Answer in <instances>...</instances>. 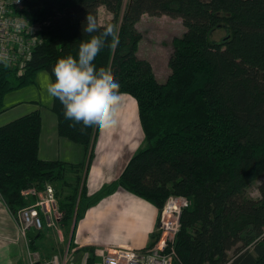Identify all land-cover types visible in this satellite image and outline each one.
<instances>
[{
	"label": "trees",
	"instance_id": "trees-1",
	"mask_svg": "<svg viewBox=\"0 0 264 264\" xmlns=\"http://www.w3.org/2000/svg\"><path fill=\"white\" fill-rule=\"evenodd\" d=\"M24 0L30 20L40 25L41 43L22 72L0 63V114L8 93L37 83L59 58L77 56L85 18L101 30L118 27L120 43L101 50L94 63L110 67L122 93L132 95L144 131L143 146L119 177L89 193L87 176L98 128L73 126L53 100L59 135L79 143L77 163L39 155V109L0 126V194L17 218L35 201L29 189L52 185L70 231L86 211L119 188L162 210L170 196L187 205L181 214L173 264H264V0ZM113 15L99 21V8ZM123 11V12H122ZM144 14L181 18L174 37L170 74L159 81L151 63L138 56ZM223 29L226 36L214 38ZM54 80V77H53ZM260 197L248 195L256 180ZM45 229L28 233L38 251ZM159 236L154 232L151 243ZM48 259V258H47Z\"/></svg>",
	"mask_w": 264,
	"mask_h": 264
},
{
	"label": "crops",
	"instance_id": "crops-1",
	"mask_svg": "<svg viewBox=\"0 0 264 264\" xmlns=\"http://www.w3.org/2000/svg\"><path fill=\"white\" fill-rule=\"evenodd\" d=\"M10 93L5 97V110L0 114V126L12 121L2 120L6 110L21 106L27 101L40 105L46 102L45 106L50 115V125L47 127L44 125L41 110L36 108L42 116L40 157L72 163L85 158L81 144L59 135L57 116L52 111L53 100H49L46 93L42 97L39 95L27 101H13L14 103L6 107ZM28 110L31 109L25 111ZM144 138L137 101L132 95L124 94L117 127L97 132L94 157L87 176L89 193L97 192L104 184L117 179L131 157L143 146ZM159 215L160 210L156 205L124 188H119L89 208L76 225L72 224L68 243L59 252L64 253L69 248L72 251V262L82 264L86 255L90 261L94 260L98 248L104 246L121 245L144 249L149 246L151 236L157 230ZM62 238L60 237L61 241ZM34 254L40 252H31L17 218L0 194V264H33Z\"/></svg>",
	"mask_w": 264,
	"mask_h": 264
},
{
	"label": "built area",
	"instance_id": "built-area-1",
	"mask_svg": "<svg viewBox=\"0 0 264 264\" xmlns=\"http://www.w3.org/2000/svg\"><path fill=\"white\" fill-rule=\"evenodd\" d=\"M24 0H0V53L10 58L9 66L17 67L22 72L31 59L34 49L41 43L37 33L40 25L30 20L23 12ZM24 194H33L35 201L18 212L21 230L26 236L31 230H42L47 224H54L61 219L55 188L52 185L43 190L29 189ZM187 200L181 196H170L160 210L157 239L144 249L121 245H111L98 248L94 260L89 256L82 264H173L177 258L176 237L181 227V214L187 205ZM33 264H74L72 251L58 252L48 259H42L40 254H34Z\"/></svg>",
	"mask_w": 264,
	"mask_h": 264
},
{
	"label": "clouds",
	"instance_id": "clouds-1",
	"mask_svg": "<svg viewBox=\"0 0 264 264\" xmlns=\"http://www.w3.org/2000/svg\"><path fill=\"white\" fill-rule=\"evenodd\" d=\"M83 31L89 39L81 41L77 56L59 58L51 75L39 73L40 87L49 100L63 105L64 117L73 121V126L80 124L84 129L98 128L101 132L113 130L119 123L124 94L111 68H97L94 61L106 46L113 51L118 47L119 30L112 23L101 30L96 18L88 14ZM9 61L7 54L0 53V63L7 67Z\"/></svg>",
	"mask_w": 264,
	"mask_h": 264
},
{
	"label": "rangeland",
	"instance_id": "rangeland-1",
	"mask_svg": "<svg viewBox=\"0 0 264 264\" xmlns=\"http://www.w3.org/2000/svg\"><path fill=\"white\" fill-rule=\"evenodd\" d=\"M128 0H124L123 4V11L126 7ZM122 11V12H123ZM113 17L112 13L105 7L101 6L99 8V21L100 23H106ZM137 28L139 32L142 34V39L139 43L138 47V56L139 58H143L148 60L154 70L159 81H165L170 74V67L168 65L170 55L173 51V39L174 37L181 36L185 31V26L183 25V21L181 18H173L168 15H161V16H151L149 14H144L140 21L137 23ZM226 36V31L220 29L216 31L214 38L221 39ZM45 92L41 89L39 79L37 77V83L18 91H14L10 93L6 101V107H9L13 101H27L31 100L34 97H42ZM128 94V93H123ZM46 103V102H45ZM45 103L42 102L40 104H34L30 102H24L21 106H16L6 110L5 114L2 117V120L6 119H15L24 115L36 108H39L42 112L44 117V125L47 127L50 125V115L48 112L47 106ZM138 104V103H137ZM27 109H31L25 111ZM25 111V112H24ZM48 115V117H47ZM51 116H53L51 114ZM262 179L256 180L253 182L247 189V193L252 198H259L260 191H259V184ZM38 190V189H36ZM62 218V216H61ZM61 220V219H60ZM60 220L54 218V224L51 226H47L45 224L44 228V235L43 239L40 241V246L38 251L40 252L41 258L47 259L50 258L52 255L59 252V250H63V248L68 243V238L70 236V231L65 232V230L58 224ZM19 228L21 230V224L18 218ZM48 228V230H46ZM33 230L29 233L33 234ZM21 233L23 234L22 230ZM24 235V234H23ZM25 236V235H24ZM27 242L29 245V238L28 235ZM62 238V241L60 239ZM33 252V251H31Z\"/></svg>",
	"mask_w": 264,
	"mask_h": 264
}]
</instances>
